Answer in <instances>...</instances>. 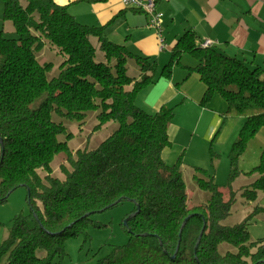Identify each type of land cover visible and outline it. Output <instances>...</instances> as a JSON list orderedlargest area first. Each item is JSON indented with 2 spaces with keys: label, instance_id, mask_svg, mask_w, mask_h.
<instances>
[{
  "label": "trees",
  "instance_id": "16d2710c",
  "mask_svg": "<svg viewBox=\"0 0 264 264\" xmlns=\"http://www.w3.org/2000/svg\"><path fill=\"white\" fill-rule=\"evenodd\" d=\"M3 2V18L13 23L17 37L0 30V203L26 186L30 213L14 217L0 260L8 255L6 264H54L66 255L68 237L88 236L93 214L132 200L136 214L124 224L128 242L114 246L95 264H264V237L252 241L249 231L264 206L242 223H223L237 201L233 183L240 176H254L240 187L247 202L264 191V150L259 165L249 172L240 168L250 141L264 127V69L203 46L196 31L188 29L158 73L156 58L135 54L126 44L111 40L104 25L81 23L66 4ZM45 39L66 57L52 78L47 74L53 63L42 64L37 58ZM98 52L102 59H97ZM185 54L196 59L194 66L183 63ZM130 61L139 66L138 77L129 74ZM177 66L186 69L184 80L191 73L200 76L206 86L203 105L219 95L227 103V117L245 118L229 153L228 196L213 174L196 166L194 179L210 198L192 207L182 155L173 164L163 158L172 145L169 125L175 108L163 104L151 113L136 102L140 91L160 77L171 78ZM43 95L40 105L33 107ZM89 111H98L96 128L112 120L119 127L97 148L74 154L68 142L59 139L60 134H71L55 116L85 121ZM58 153L72 165V170L62 166L65 179L52 175ZM223 242L236 252L221 253Z\"/></svg>",
  "mask_w": 264,
  "mask_h": 264
},
{
  "label": "crops",
  "instance_id": "0c3cea01",
  "mask_svg": "<svg viewBox=\"0 0 264 264\" xmlns=\"http://www.w3.org/2000/svg\"><path fill=\"white\" fill-rule=\"evenodd\" d=\"M56 1L68 5L69 11L81 23L104 25L111 40L126 44L133 53L156 58L158 73L169 62L179 37L188 29L195 30L202 42L210 39L212 46L227 55L242 58L251 67L261 66L264 69V0H156L158 10L163 13L161 35L149 26L150 16L146 12L125 6L122 0ZM183 63L189 66L196 64ZM186 73L182 66L175 67L171 78L160 77L140 91L137 104L152 112L163 104L179 106L174 117L177 121L173 118L169 125L172 144L185 129L193 136L201 131L207 140L217 139L227 145L234 142L245 118L227 117V103L219 95L203 105L204 82L197 73H191L184 80ZM166 150L163 151V158L168 164H173L174 158L182 155L175 153L172 157ZM263 150L264 127L250 141L240 168L249 172L259 165ZM212 168L214 177L218 179L220 164H214ZM223 170L224 173L226 164Z\"/></svg>",
  "mask_w": 264,
  "mask_h": 264
},
{
  "label": "rangeland",
  "instance_id": "374dc122",
  "mask_svg": "<svg viewBox=\"0 0 264 264\" xmlns=\"http://www.w3.org/2000/svg\"><path fill=\"white\" fill-rule=\"evenodd\" d=\"M3 12L4 2L3 0H0V30H3L7 37H17L13 23L4 20ZM37 58L42 64L49 62L53 63L52 69L48 71L47 74L49 78L55 77L59 74L60 65L66 59L65 55L60 53L57 47L46 39L43 48L37 52ZM102 58V53L98 52L97 59ZM182 61L185 63H196V59L189 54H185ZM140 73L141 70L136 62L130 61L129 74L138 77ZM43 99L44 95L36 99L32 106L37 107ZM170 106H174L176 113L178 114L177 109L179 106ZM184 108L186 109V107ZM149 112L154 113L150 110ZM97 113L98 111H89L85 121L55 116L57 121H62L65 124L67 133L71 134L70 137L67 136V134H60L59 139L67 141L74 154L79 149L97 148L103 140L109 137L119 127L118 121L112 120L104 124L102 127L96 128L99 123ZM232 143L234 142L232 141L227 145L226 143H220L217 139L207 140L203 137L201 131L193 136L191 131L188 133L185 129L182 130L179 138L173 142L172 146L166 148V152H170L172 157H175V153H178L179 155L182 154L184 162V166L182 165L183 177L186 183L189 206L192 207L196 204L206 203L210 198V194L207 191L201 190L194 179L196 166L206 168L214 175L212 165L214 166L215 164L218 166V164H220V177L218 179L215 178V180L228 196L229 190L227 184L230 170H227V166H230L229 152L233 145ZM1 150L2 143L0 141V151ZM216 153L219 155H216ZM174 159V162L177 161L178 156ZM64 164L72 170V165L67 161L64 153H58L55 155L51 164L53 168L52 175L65 179L66 173L62 168ZM225 164L226 170L223 173V166ZM38 172L41 176L46 175V170L43 168L38 169ZM253 179L254 176H240L238 180L233 183L234 188L237 190V201L233 205L231 214L223 221L224 224L235 225L242 223L255 208L258 206H264V191H259L258 198L255 201L250 202H247L241 195L240 187L250 183ZM27 196L28 188L26 186H21L11 193L7 201L0 203V247L10 234L14 217L20 213L29 215L30 207ZM135 210V202L127 200L121 202L115 207L93 214L92 219L94 220V223H91L87 229L88 236L78 235L68 237L65 241L66 255L62 259H56L54 264H95L99 259L108 255L114 246L126 244L129 240V234L125 230L124 224L126 220L134 214ZM30 223L34 224V220L31 217ZM249 231L252 241L264 237V210L253 217L249 224ZM219 250L221 253H226L227 251L236 252L237 249L230 243L223 242L220 244ZM38 254L43 256L45 252L44 250L39 249ZM7 260L8 255L3 256L0 260V264H6Z\"/></svg>",
  "mask_w": 264,
  "mask_h": 264
},
{
  "label": "built area",
  "instance_id": "2783aa9c",
  "mask_svg": "<svg viewBox=\"0 0 264 264\" xmlns=\"http://www.w3.org/2000/svg\"><path fill=\"white\" fill-rule=\"evenodd\" d=\"M125 6L138 8L150 16L149 26L155 28L161 35L163 32L162 18L163 13L158 10L156 0H122ZM203 46H212L213 41L208 39L202 42Z\"/></svg>",
  "mask_w": 264,
  "mask_h": 264
},
{
  "label": "water",
  "instance_id": "95a60500",
  "mask_svg": "<svg viewBox=\"0 0 264 264\" xmlns=\"http://www.w3.org/2000/svg\"><path fill=\"white\" fill-rule=\"evenodd\" d=\"M0 141H1V143H2V139H0ZM110 207H112V205H110V206L107 207L106 209H108V208H110ZM135 214H136V212H134V214H132V215L126 220L125 224H127V222L129 221V219H130L131 217H133ZM187 220H188V218L185 220L184 224L187 222Z\"/></svg>",
  "mask_w": 264,
  "mask_h": 264
}]
</instances>
